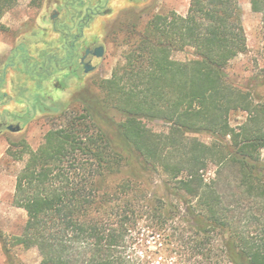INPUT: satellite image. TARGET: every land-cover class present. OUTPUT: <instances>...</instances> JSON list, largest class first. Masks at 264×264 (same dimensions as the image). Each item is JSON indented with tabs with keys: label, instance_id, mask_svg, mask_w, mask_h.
<instances>
[{
	"label": "trees",
	"instance_id": "obj_1",
	"mask_svg": "<svg viewBox=\"0 0 264 264\" xmlns=\"http://www.w3.org/2000/svg\"><path fill=\"white\" fill-rule=\"evenodd\" d=\"M18 3L0 0V26ZM251 4L264 41V0ZM73 23L82 32V21ZM57 31L63 54L49 53L41 69L24 61L39 82L54 69H82L77 33ZM123 41L124 61L101 80L100 94L82 89L59 101L37 93L14 114L58 120L35 151L27 147L17 174L14 203L28 217L14 243L36 247L41 264H152L139 244L158 236L182 255L179 264H216L221 235L223 264H264V64L240 79L229 73L249 48L239 0H191L186 14L156 13ZM190 48L191 59L173 58ZM9 97L0 91V102ZM238 111L247 117L233 125ZM158 120L161 129L149 124Z\"/></svg>",
	"mask_w": 264,
	"mask_h": 264
},
{
	"label": "rangeland",
	"instance_id": "obj_2",
	"mask_svg": "<svg viewBox=\"0 0 264 264\" xmlns=\"http://www.w3.org/2000/svg\"><path fill=\"white\" fill-rule=\"evenodd\" d=\"M66 0H19L8 10L0 26V91L10 95L0 102V224L5 233L0 239V264H41V254L36 247L27 248L14 243V236L22 232L27 220L24 208L14 203L17 174L24 166L29 150L35 151L43 142L45 134L55 121L53 113H38L26 122L14 116L22 115L32 107V98L41 93L59 101H69L74 93L88 89L100 94L102 79L112 76L114 68L124 61L127 45L124 43L127 32L135 26L143 29L148 20L156 13L175 10L186 14L191 0H82L77 7L65 5ZM241 19L248 38V51L240 54L229 65V73L234 78L250 75L257 69V63L264 64L262 49L264 45L261 15L252 9L251 0H239ZM82 21V32L73 23ZM65 28L77 33L74 40L77 55L84 54L88 46L102 44L105 47L101 57L89 56L94 69L86 72L70 69H54L42 82L27 73L25 59L32 67L41 69L49 53L65 51L62 35L57 29ZM193 57V50H175L173 58L186 61ZM247 113L238 111L231 115V122L237 125L245 120ZM114 119L120 123L123 117L114 113ZM20 124L21 130L11 131L9 124ZM156 129L163 128L161 122L150 121ZM108 131L116 137V127L105 123ZM199 137L211 141L207 134ZM264 161V149L262 150ZM152 181L160 183L158 175ZM139 244L140 253L147 255L152 264H179L182 255H175L158 236H144ZM221 235L216 236L214 263H225ZM9 248L10 256L5 250Z\"/></svg>",
	"mask_w": 264,
	"mask_h": 264
},
{
	"label": "flooded vegetation",
	"instance_id": "obj_3",
	"mask_svg": "<svg viewBox=\"0 0 264 264\" xmlns=\"http://www.w3.org/2000/svg\"><path fill=\"white\" fill-rule=\"evenodd\" d=\"M74 46L76 45L75 44V42H74V44H73ZM102 44H99V45H96L95 47H91V46H88V47H86L85 48V51H84V54L82 55V56H78L79 57V59H80V62H81V64H82V67L84 68V70H85V67H86V65L88 64L87 62H90V64H88L89 66H94L95 67V65H93L92 64V59L91 58H88L89 56H91V55H93V56H97L95 53H96V50H97V48L99 47V46H101ZM75 48V47H74ZM88 49H89V52H88ZM97 57H99V56H97ZM101 57V56H100ZM52 74V73H51ZM13 124V123H12ZM10 125V124H9ZM8 125V126H9ZM15 125H17V124H15ZM7 125H6V127H8ZM9 129V128H8ZM10 130V129H9ZM21 130V129H20ZM12 131V130H11Z\"/></svg>",
	"mask_w": 264,
	"mask_h": 264
},
{
	"label": "water",
	"instance_id": "obj_4",
	"mask_svg": "<svg viewBox=\"0 0 264 264\" xmlns=\"http://www.w3.org/2000/svg\"><path fill=\"white\" fill-rule=\"evenodd\" d=\"M88 52H89V49H88ZM104 52H105V47L103 46V45H101V46H99L98 48H97V50H96V55L97 56H103L104 55ZM88 64H90V62H87ZM86 65V67H85V71L86 72H89V71H91V70H93L94 69V66H89V65ZM8 128L10 129V130H12V131H19L20 129H21V125L20 124H17V125H15V124H10L9 126H8Z\"/></svg>",
	"mask_w": 264,
	"mask_h": 264
}]
</instances>
